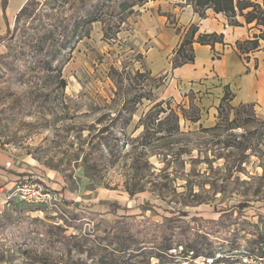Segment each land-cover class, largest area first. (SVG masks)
Instances as JSON below:
<instances>
[{
    "label": "rangeland",
    "instance_id": "374dc122",
    "mask_svg": "<svg viewBox=\"0 0 264 264\" xmlns=\"http://www.w3.org/2000/svg\"><path fill=\"white\" fill-rule=\"evenodd\" d=\"M168 2L189 3L147 0L110 17L102 0H9L6 12L0 0V37L10 30L0 41V264H245L257 249L264 119L223 101L226 89L171 80L165 68L191 27L163 13ZM97 10L101 20L59 51L62 28ZM170 108L177 132L173 120L144 137L147 114ZM26 178L51 188L54 205L12 196ZM166 233L173 257L157 258ZM122 239L152 254L124 262L113 251ZM182 243L193 253L181 256Z\"/></svg>",
    "mask_w": 264,
    "mask_h": 264
},
{
    "label": "crops",
    "instance_id": "0c3cea01",
    "mask_svg": "<svg viewBox=\"0 0 264 264\" xmlns=\"http://www.w3.org/2000/svg\"><path fill=\"white\" fill-rule=\"evenodd\" d=\"M163 9V13L177 14L178 26H183L184 30L196 26L198 32L195 40L200 34L224 36L223 43L214 46L195 42L194 63L176 69L172 68V62L168 63L165 72L170 71L171 80L180 82L184 88L217 87L221 93L226 89L232 95L233 106H252L258 117L264 119V40L260 41L259 49L249 54L241 55L237 49V42L253 39L260 32L255 24L248 25L244 18L239 17L238 21L243 26H231L223 14H217L212 9L207 10L203 18L188 3L176 8L168 2ZM2 168L0 164V172H4ZM6 173L11 176L9 179L18 177L15 173ZM5 181L0 173V192L4 191Z\"/></svg>",
    "mask_w": 264,
    "mask_h": 264
},
{
    "label": "trees",
    "instance_id": "16d2710c",
    "mask_svg": "<svg viewBox=\"0 0 264 264\" xmlns=\"http://www.w3.org/2000/svg\"><path fill=\"white\" fill-rule=\"evenodd\" d=\"M190 4L193 6V9L195 12L199 13L201 17H205V12L209 9H212L217 14H223L229 21V24L231 26H243L239 21L238 18L242 17L244 18L246 24H255V27L258 28L260 31L258 34L254 35L253 39H249L242 42H237V49L239 50L241 55H246L251 53L252 51H255L260 48V41L264 40V0H187ZM147 2V0H102V4L98 7L100 10H103L104 8H108L109 16H114L116 12L119 14L121 13H127L133 11V8L136 6H142ZM3 3V11L6 12L9 4V0H2ZM27 8L24 6L22 10L20 11L18 18L22 16L26 12ZM100 12L97 10L96 12H90L87 16L77 19L73 24L71 25H65L62 29H64L61 33V41L58 43L59 51L65 52L67 51L72 44L77 43L80 41V37L82 36V29L85 28L86 25H91L97 21H100V16L98 15ZM6 17V15H5ZM56 25V24H54ZM18 25L15 26L17 28ZM51 29V28H50ZM10 31V30H9ZM7 31L5 36L0 37V41H2L6 35L10 34V32ZM198 32V28L196 26H191L189 29V32L186 34L184 40L181 42L177 53V61L173 63V69H176L178 67L184 66L186 64L194 63L195 61V52L193 48V44L195 42L200 43L202 45H211L214 46L216 43H223V34H200L195 40V36ZM50 37V36H49ZM41 40L49 39L48 35L45 33L42 36H40ZM42 42V41H41ZM179 60V61H178ZM231 97V93L227 92L225 93V96L223 97L226 100L227 98ZM158 106V105H157ZM161 106V104H159ZM245 106V105H243ZM156 109L151 110L147 114V121L143 123L144 126V137L148 136L150 134V129H153L154 133L161 132L163 128L161 127L164 122H171L174 120L176 123V127L174 128V131L177 132L180 125V114L176 112L175 109L170 108L169 110L161 109V111H156ZM181 114H183L184 118H187L189 120H192L193 122H198L199 117H192L188 118V110L185 108H181ZM168 115L164 120H160L159 116L162 113H167ZM133 113V111L131 112ZM157 121L158 127H155V122ZM154 126V127H153ZM171 132V130H168ZM255 134V133H254ZM242 149L245 151L249 150L250 148L248 145L242 147ZM119 207V204L117 202H114L111 205V211L115 212L116 208ZM179 216L175 218L166 219L171 225L176 221L180 222V219L182 216H186L182 210H179ZM173 238L170 234H164L162 236L161 245L156 248L157 251L156 257L160 258L162 254L166 256H171V251L173 248ZM121 240V239H120ZM256 244L258 245L257 249H252L253 253H264V233L258 232L257 234V241ZM179 247H184L179 254L181 256H188L190 253H193L194 250H192V247L184 246V244H180ZM113 251H117L119 258L124 262H136V253L141 256H147L148 254H152V252H147V249H138L134 250L131 243L128 242V239H122V241L118 242L117 248ZM136 254V255H135ZM198 254L195 256L197 257ZM210 258L216 259V256L211 252L209 255ZM107 257H101L99 259V263L101 264H108Z\"/></svg>",
    "mask_w": 264,
    "mask_h": 264
},
{
    "label": "built area",
    "instance_id": "2783aa9c",
    "mask_svg": "<svg viewBox=\"0 0 264 264\" xmlns=\"http://www.w3.org/2000/svg\"><path fill=\"white\" fill-rule=\"evenodd\" d=\"M12 196L21 202L54 205L58 200L57 194L39 181L21 179L15 184ZM10 198V196H9ZM245 264H264V253H252L242 259Z\"/></svg>",
    "mask_w": 264,
    "mask_h": 264
}]
</instances>
